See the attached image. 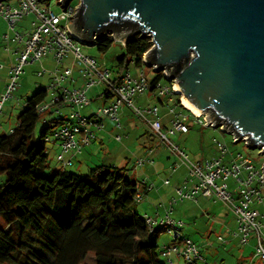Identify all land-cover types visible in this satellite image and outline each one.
<instances>
[{
	"label": "built area",
	"instance_id": "1",
	"mask_svg": "<svg viewBox=\"0 0 264 264\" xmlns=\"http://www.w3.org/2000/svg\"><path fill=\"white\" fill-rule=\"evenodd\" d=\"M56 1L61 6L60 12L52 9L50 0L0 2V19L9 27V32L0 36V42L4 41V48L12 50L14 54V64L8 71L10 82L0 100V113L5 100L17 89L24 66L52 57L58 65L53 69L43 68L37 72L39 76L47 73L50 79L46 86L47 96L37 105V110L44 113L58 103L69 109V115L64 118L63 124L45 138L46 142L58 143L60 152L56 154V159L63 167L72 163L65 157L66 154L82 153L83 148L96 137L97 131L104 128V118L121 127L119 111L123 104L127 103L138 117L148 124L153 136L174 158L170 170L177 172L183 166L187 169V176L175 186L177 197H171L167 205L160 202L155 215L142 214L150 227H163L164 232L171 236V243L161 246V256L165 262L174 264L172 255L175 254L183 257L189 264H212L204 257L197 242L183 233V222L173 217L174 204L178 200L188 199L196 202L199 197L225 203L233 213L236 223L232 235L241 245L249 244L254 238V254L264 261V223L259 209L260 205H264V154L258 150L262 155L259 166L250 156L241 151L230 150L227 143L214 138L216 156L192 159L186 148L174 143L169 135L188 133L193 123L223 131L222 127L209 124L204 113L190 110L182 104L180 98L179 101L174 100L172 95H177L175 82L171 83L166 76L154 87L152 77L144 71L135 75L127 68L118 78L106 65L93 56L84 54L80 42L71 33L68 25L74 18L72 15L77 12L79 0L76 3L71 2L67 7L62 6L61 0ZM28 17V23L24 24ZM119 41L124 45V41ZM11 45L15 47L11 48ZM143 58L144 56L142 60ZM0 68H3V65L0 64ZM75 68L83 79L81 85H75ZM95 86L103 88L100 95L106 101L96 112L84 115L82 108L90 105L92 101L88 91ZM149 92L161 98L162 102L141 107L133 104L134 96ZM55 109L60 112V108ZM228 134L231 135L232 144L243 140L247 145L245 139L236 141L235 135ZM114 138L116 141L123 140L121 134H116ZM153 151V147L148 146V155L138 157L133 167L153 165ZM140 184L144 185L146 191L155 188L154 182L149 181L147 176L140 180ZM164 184H170V180L165 178ZM145 190L138 188L135 194L137 203L142 201ZM160 208L164 209L163 213ZM217 239L221 243L226 241L223 234H218Z\"/></svg>",
	"mask_w": 264,
	"mask_h": 264
},
{
	"label": "trees",
	"instance_id": "2",
	"mask_svg": "<svg viewBox=\"0 0 264 264\" xmlns=\"http://www.w3.org/2000/svg\"><path fill=\"white\" fill-rule=\"evenodd\" d=\"M113 44L107 36L95 46L107 53ZM152 45L151 37L127 39L114 57L113 74L119 78L131 62L142 66ZM164 78L154 73L152 86ZM46 96L40 86L26 100L18 126L0 134V264H87L89 253L94 264H167L159 242L164 228L150 227L138 210L139 185L127 167L99 164L86 175L51 170L45 138L64 117L49 115L64 105L39 113ZM41 117L45 125L36 133Z\"/></svg>",
	"mask_w": 264,
	"mask_h": 264
},
{
	"label": "water",
	"instance_id": "3",
	"mask_svg": "<svg viewBox=\"0 0 264 264\" xmlns=\"http://www.w3.org/2000/svg\"><path fill=\"white\" fill-rule=\"evenodd\" d=\"M76 9L68 25L81 44L151 37L144 64L209 124L264 154V0H79Z\"/></svg>",
	"mask_w": 264,
	"mask_h": 264
},
{
	"label": "rangeland",
	"instance_id": "4",
	"mask_svg": "<svg viewBox=\"0 0 264 264\" xmlns=\"http://www.w3.org/2000/svg\"><path fill=\"white\" fill-rule=\"evenodd\" d=\"M50 4L55 12L61 11V6L56 0H50ZM29 19L30 17L26 18L24 24L28 23ZM5 32H9L8 24L3 19H0V36ZM80 46L84 54L93 56L97 61L103 63V65H106V67L111 70L115 62L114 57L123 51V44L117 40L114 41V44L107 53H99L96 46L85 44H81ZM14 47V45H11V48ZM0 64L3 65V68H0L1 100L10 82L8 71L11 65L13 66L14 64L13 51L4 48V41L0 42ZM56 65L58 64L54 62L52 57H48L24 66V71L21 73L17 82V89L2 105V112L0 113V134L8 133L16 128L18 126V115L23 110L26 100L31 97L40 86H48L50 82L49 75L46 73L43 76H39L37 72L43 68L53 69ZM128 68L135 75L140 71H144L149 77H152L155 73L154 69L146 64L136 66L134 62H131ZM74 78L76 79L75 85H81L83 83V79L78 75L76 68L74 69ZM170 82L172 83L173 81ZM102 89L101 86H95L88 91V95L91 97L92 101L90 105L82 108L81 112L84 115L96 112L97 109L103 105L104 98L101 95H97L101 93ZM172 97L174 100L177 98V96L173 95ZM178 98L181 100V96ZM158 99V96L149 92L144 95L134 96L133 104L137 107L159 104L160 102ZM68 111V107L63 106L60 107V112L54 111L49 117L67 118L69 115ZM43 116L45 115H42V117ZM42 117L37 125L36 133H39L45 125V121H43ZM119 117L121 127H117L113 121L104 118V128L96 133V137L87 145L83 155L74 158V165L67 166L68 171L86 175L96 165L103 163L108 165L118 164L121 167H127V174L138 182L142 170H145L146 167L144 169L137 168L135 175L131 176L135 160L138 157L145 156L146 147L152 145L156 148V152L153 156L156 160L155 168L158 172L157 177L160 180L159 184L162 183L164 178L170 180V185L165 186V195H163V193L161 194L164 198L160 201L167 205L171 197H177L175 186L187 176L186 167L183 166L177 172H172L170 170V164L173 158H169L170 154L168 150L164 145L159 143L158 139L153 136L148 124L144 123L127 103H124L120 109ZM116 134H121L123 140L116 141L114 138ZM169 137L174 143L186 148L192 159L197 157L211 158L216 156L217 150L214 147V138H217L219 141L227 143L230 146V150L241 151L243 154L250 156L257 165H261L262 155L259 153L258 149H250L243 140L236 144H232L231 135L218 128L204 127L193 123L188 133H175L174 135H169ZM158 144H160V146ZM46 148L49 155L51 170H62L56 167L60 164L56 159V154L58 153L56 147L52 143L46 142ZM4 181V175H0V187ZM137 207L141 214L145 211L144 203H137ZM259 209L263 215L262 221L264 223V205H260ZM173 217L183 222V233L195 240L197 244L200 245V248L201 245H203L204 253L211 256L213 259L219 260L218 256H220L227 259L228 264H234L236 263V257L243 253L245 256H249L251 261L264 264V261L260 260L254 254V249L251 246L253 243L252 240L250 244L247 245H241L239 241L235 242L232 248H230L232 252L223 251V244L225 243L218 241V234L226 236L235 228L234 215L225 203L203 197H199L197 202L188 199L178 200L177 203L174 204ZM159 242L161 246L165 243L170 244V234L163 232ZM172 260L174 264H185L184 258L175 254L172 255ZM86 263L94 264L93 253L88 254Z\"/></svg>",
	"mask_w": 264,
	"mask_h": 264
},
{
	"label": "crops",
	"instance_id": "5",
	"mask_svg": "<svg viewBox=\"0 0 264 264\" xmlns=\"http://www.w3.org/2000/svg\"><path fill=\"white\" fill-rule=\"evenodd\" d=\"M11 67H12V65H11ZM97 95H100V94H97ZM144 95V94H143ZM104 98V97H103ZM104 102H105V99H104ZM120 112V111H119ZM90 114H92V113H90ZM90 114H88V115H90ZM164 123L166 124L167 123V121H166V118L164 117ZM100 131V130H99ZM99 131H97V132H99ZM55 147H56V149H57V151L58 152H60V147H59V145H58V143H55V144H53ZM159 145V144H158ZM148 146H150V147H153V149H154V151H153V153L151 154V157L152 158H154V156H153V154L156 152V148L154 147V146H152V145H148ZM160 146V145H159ZM87 148V146H85L84 148H83V151H82V153H80V154H72V153H70V154H66L65 155V157L66 158H68V159H70L71 161H72V163H71V165H68V166H73L74 165V158H76L77 156H79V155H83V153L85 152V149ZM145 156L144 157H146L148 154H147V147H146V149H145ZM170 156V155H169ZM168 156V157H169ZM169 158H171V156L169 157ZM173 158V157H172ZM204 158H206V157H204ZM198 159H202V157H200V158H195V160H198ZM112 160H114V159H112ZM154 160H155V158H154ZM173 160H174V158H173ZM173 160H172V162H173ZM171 162V163H172ZM103 164H105V163H103ZM110 165H117V166H119L118 164H110ZM155 165H156V160H155V163L153 164V165H149V164H145L144 166H142V167H138V168H141V169H144L145 167V170H142V173L140 174V177H139V181H138V185H139V187L141 188V189H144L145 190V188H144V185H141L140 184V180L145 176H147V178L149 179V181H152V182H154V184H155V188L154 189H152V190H150V191H146L145 190V194H144V197H143V199H142V203H144V212H142V214H150V215H155L156 214V210H157V205L160 203V201H161V199L162 198H164V196H161V194L163 193V195H165V186H167L166 184H164V179H163V181H162V183L161 184H159V182H160V180L158 179V177H157V174H158V172L156 171V168H155ZM171 165V164H170ZM57 167V169H62V170H68L67 169V166L66 167H63L62 165H60V164H58V166H56ZM136 170H137V168H134L133 167V169H132V172H131V176H133V175H135V173H136ZM162 185V186H161ZM164 185V186H163ZM168 185H170V184H168ZM140 202V203H141ZM193 202H195V201H193ZM197 202V201H196ZM163 211H164V209L163 208H160V212L161 213H163ZM235 227H236V223H235ZM235 229V228H234ZM234 229H232L230 232H229V234L228 235H226V236H224L225 238H226V241L224 242L225 244H223V246H224V248H223V251H228V252H232V249H230V248H232V246H233V244L235 243V242H238V239L236 238V237H234L233 235H232V231L234 230ZM188 236V235H187ZM252 240V248L254 249V245H255V240H254V238H252L251 239ZM251 240H250V242H251ZM250 242H249V244H250ZM247 245V244H246ZM200 246V245H199ZM203 249H204V247H203V245H201V248H200V250H201V252H202V254L204 255V257L209 261V262H211L212 264H228V261H227V259H225L224 257H220V256H218L219 257V260H216V259H213L211 256H209V255H206L205 253H204V251H203ZM252 249V250H253ZM254 251V250H253ZM247 257H248V259H247ZM246 262V263H245ZM234 264H262V263H258V262H253V261H251V259H250V257L249 256H245V254H243V253H241L239 256H237L236 257V263H234Z\"/></svg>",
	"mask_w": 264,
	"mask_h": 264
},
{
	"label": "bare ground",
	"instance_id": "6",
	"mask_svg": "<svg viewBox=\"0 0 264 264\" xmlns=\"http://www.w3.org/2000/svg\"><path fill=\"white\" fill-rule=\"evenodd\" d=\"M174 88H175V85H174ZM175 90L178 91L176 88H175ZM181 101H182V104L184 106H186L187 108H189L190 110H192V111H194L196 113H200L198 110H196L195 108H193L190 104H188L187 101L183 97H181Z\"/></svg>",
	"mask_w": 264,
	"mask_h": 264
}]
</instances>
